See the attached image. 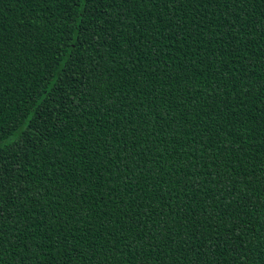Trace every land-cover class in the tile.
I'll return each mask as SVG.
<instances>
[{
  "label": "trees",
  "instance_id": "obj_1",
  "mask_svg": "<svg viewBox=\"0 0 264 264\" xmlns=\"http://www.w3.org/2000/svg\"><path fill=\"white\" fill-rule=\"evenodd\" d=\"M0 264H264V0H0Z\"/></svg>",
  "mask_w": 264,
  "mask_h": 264
}]
</instances>
